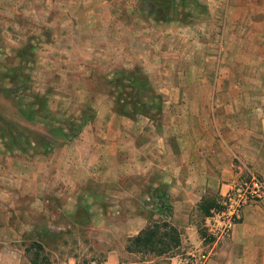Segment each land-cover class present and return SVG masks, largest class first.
<instances>
[{"label": "crops", "instance_id": "0c3cea01", "mask_svg": "<svg viewBox=\"0 0 264 264\" xmlns=\"http://www.w3.org/2000/svg\"><path fill=\"white\" fill-rule=\"evenodd\" d=\"M188 2L164 22L144 17L140 0H65L45 61L81 85L72 123H85L43 148L0 147L13 169L18 152L32 155L26 174L0 179V264H32L23 227L7 222L20 200L29 211L55 203L102 264H144L120 258L134 254L125 249L149 222L147 203L165 200L168 223L197 247L199 202H216L245 171L264 182V0ZM206 264H264V203L243 209Z\"/></svg>", "mask_w": 264, "mask_h": 264}, {"label": "rangeland", "instance_id": "374dc122", "mask_svg": "<svg viewBox=\"0 0 264 264\" xmlns=\"http://www.w3.org/2000/svg\"><path fill=\"white\" fill-rule=\"evenodd\" d=\"M154 1L163 6L169 1L174 3L180 1L182 7H187L189 4L188 0ZM64 5L65 0H0L1 148L16 145L19 142L25 145L32 143L42 148L49 144H56L59 142L57 135L66 137L70 125L76 121L73 120L76 118L73 115L75 110L81 109L79 104L75 106V103L81 99V85L80 89L76 88L72 81L77 80L75 78L71 80L73 75L53 72L56 66L50 63V67H47L48 63L45 61L47 53L54 49L50 38L55 39V35L59 32L58 25L65 17ZM148 10V4H145L143 8L140 6V12L147 18L151 15ZM175 11L174 16L186 13L183 9ZM101 79L105 81L106 77L102 76ZM89 87L97 91L88 84V89ZM122 91L126 92V98H132L133 94L130 90L122 89ZM67 112L69 114L64 116ZM152 120L155 128H159V117L155 114ZM18 153L14 156L17 163L14 169L9 165L7 167L4 162L5 160L10 162L8 155L0 154V168H7L6 173L0 174V179L3 178L4 183L8 184L19 174H26L25 170L31 161L28 158L32 155L30 150ZM16 204L17 208L14 206L16 215L7 219V222L16 223L20 229L23 227L20 236L24 242L21 245L27 247L29 252L27 255L34 264L87 259L102 262L105 253L103 254V251H99L95 245L91 244V235L84 233L80 228L67 227L69 219L56 209L55 203L49 204L47 212H43L39 202L31 203V211L24 200L17 201ZM150 204L147 203L149 211L147 227L157 229L155 238H160V245H169V251L158 256L149 252L122 254L121 260L126 257L136 263L168 264L170 258L195 248L183 243L181 231L175 228V234H165L167 229L162 228V223L170 225L168 223L170 206L165 200L157 203L158 206ZM190 216V221L201 237L200 235H203L201 212L196 207ZM25 229H29V232H25ZM63 230L66 232L62 233Z\"/></svg>", "mask_w": 264, "mask_h": 264}, {"label": "built area", "instance_id": "2783aa9c", "mask_svg": "<svg viewBox=\"0 0 264 264\" xmlns=\"http://www.w3.org/2000/svg\"><path fill=\"white\" fill-rule=\"evenodd\" d=\"M264 203V182L251 171H245L225 193L219 196L216 205L209 209L202 220L203 235L200 245L182 255L170 258L168 264H206L214 245L225 241L232 227L241 220L242 211L249 205ZM51 264H102L94 259L68 260Z\"/></svg>", "mask_w": 264, "mask_h": 264}, {"label": "trees", "instance_id": "16d2710c", "mask_svg": "<svg viewBox=\"0 0 264 264\" xmlns=\"http://www.w3.org/2000/svg\"><path fill=\"white\" fill-rule=\"evenodd\" d=\"M141 3L148 4L149 5V14L150 17L157 21H170L173 19H176L178 16H180L181 14L174 16V14H176L175 10H177V7L182 6L179 3H174L172 1L166 2V4L163 5H159L156 4L155 1L153 0H140ZM181 10V9H178ZM169 11V12H168ZM85 123V120L81 119L78 123H72L68 129V135L65 137L66 139H70L73 138L77 135V133L79 132L81 126ZM12 145V144H10ZM21 145H25V144H21L20 142L16 145H12V146H21ZM216 205L215 200L213 199H208V200H203L201 202H199L197 208L199 209V211L201 212L202 216L205 217L208 214L209 209L213 208ZM169 217V216H168ZM162 228H166V235L168 233H170L171 235L176 233V230L171 226L168 225L167 223H162ZM156 228L155 227H144L139 234H137L135 237H133L132 239H130L128 241V244L126 246V251L127 252H131V253H154V255L158 256L161 254H165L166 252L169 251L170 246L169 245H160V238H155L156 235ZM202 236V235H200ZM173 240V238H171ZM160 246V247H155V246ZM32 264H34L33 260L31 261Z\"/></svg>", "mask_w": 264, "mask_h": 264}]
</instances>
